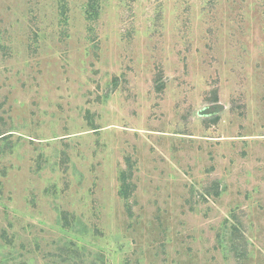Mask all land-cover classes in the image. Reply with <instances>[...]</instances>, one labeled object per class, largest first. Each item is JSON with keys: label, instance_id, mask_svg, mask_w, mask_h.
I'll return each instance as SVG.
<instances>
[{"label": "rangeland", "instance_id": "374dc122", "mask_svg": "<svg viewBox=\"0 0 264 264\" xmlns=\"http://www.w3.org/2000/svg\"><path fill=\"white\" fill-rule=\"evenodd\" d=\"M0 264H264V0H0Z\"/></svg>", "mask_w": 264, "mask_h": 264}, {"label": "trees", "instance_id": "16d2710c", "mask_svg": "<svg viewBox=\"0 0 264 264\" xmlns=\"http://www.w3.org/2000/svg\"><path fill=\"white\" fill-rule=\"evenodd\" d=\"M124 190L123 189H121L119 192H120V194H121V196L124 198V199H126V192H123Z\"/></svg>", "mask_w": 264, "mask_h": 264}]
</instances>
